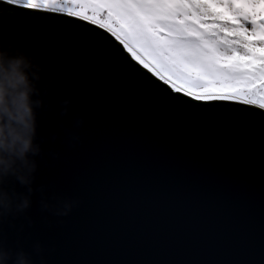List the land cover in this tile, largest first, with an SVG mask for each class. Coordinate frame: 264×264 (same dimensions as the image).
Wrapping results in <instances>:
<instances>
[{
    "label": "water",
    "instance_id": "obj_1",
    "mask_svg": "<svg viewBox=\"0 0 264 264\" xmlns=\"http://www.w3.org/2000/svg\"><path fill=\"white\" fill-rule=\"evenodd\" d=\"M4 23L0 48L28 51L31 40L42 83H60L51 107L36 110L31 184H0L12 200L0 247L32 264H264L258 105L177 91L78 17L0 0ZM63 99L74 101L66 116ZM25 196L31 206L19 212ZM65 203L71 211L57 215Z\"/></svg>",
    "mask_w": 264,
    "mask_h": 264
},
{
    "label": "snow or ice",
    "instance_id": "obj_2",
    "mask_svg": "<svg viewBox=\"0 0 264 264\" xmlns=\"http://www.w3.org/2000/svg\"><path fill=\"white\" fill-rule=\"evenodd\" d=\"M6 5L31 12L42 10L64 15L55 5L86 6L68 14L83 19L88 15L102 18L107 15L119 33H123L126 50L135 53L134 59L143 67L164 64L184 78L188 94L205 101H236L244 104L260 101L264 111V0H8ZM200 5L198 9L159 7L160 5ZM218 4L236 5L218 8ZM261 5L259 8L250 5ZM191 14V24L187 15ZM201 16L222 24H204ZM252 23L251 31L240 21ZM92 23H96L94 19ZM113 32V28L108 29ZM224 38H219V33ZM115 34V33H114ZM205 36H217L209 41ZM192 38V39H189ZM198 43L192 42V40ZM221 46H239L244 54L222 53ZM209 73H212L210 76ZM171 80V76L169 77ZM198 89V91H193Z\"/></svg>",
    "mask_w": 264,
    "mask_h": 264
},
{
    "label": "clouds",
    "instance_id": "obj_3",
    "mask_svg": "<svg viewBox=\"0 0 264 264\" xmlns=\"http://www.w3.org/2000/svg\"><path fill=\"white\" fill-rule=\"evenodd\" d=\"M7 3L8 0H3ZM0 30L7 31L4 23ZM28 51L9 44L7 49L0 48V184L8 177L15 179L23 186L32 182L36 163L32 157L40 155V145L35 143L36 110L47 104L51 107L52 91L59 85L58 79L49 78L43 82L44 65L37 60L39 49H34L31 40L26 41ZM34 52L33 55H29ZM60 116H66L74 105L71 99L60 101ZM77 126L83 120H77ZM78 139V138H77ZM31 192V188L28 189ZM31 206L28 197L20 198L16 210L23 212ZM43 207L47 209L48 205ZM72 209L71 203H65L57 215L66 216ZM12 210V200L0 190V215ZM37 253L40 251L36 247ZM0 264H32L29 256L23 251L13 253L0 247Z\"/></svg>",
    "mask_w": 264,
    "mask_h": 264
},
{
    "label": "rangeland",
    "instance_id": "obj_4",
    "mask_svg": "<svg viewBox=\"0 0 264 264\" xmlns=\"http://www.w3.org/2000/svg\"><path fill=\"white\" fill-rule=\"evenodd\" d=\"M54 7L63 9L64 14H67L68 15L69 13L74 12V10H75L76 7L84 8L86 6H76V5H69V4H67L65 6L64 5H55ZM159 7L191 8V9L195 10V9H198V8H202L204 6L194 5L193 4V5H160ZM216 7H218V8H225V7H227L229 9H231V8L236 7V5H231V4H228V5L218 4V5H216ZM250 7L259 8V7H261V5H258V4H256V5H250ZM83 15H84V13L81 12V15L78 18L79 19H83ZM104 17H102L100 19V17L98 18V16L97 17H94L93 15H90V16L88 15V18L85 21L92 23V21L95 19L96 20V23H92V24H95V25L103 28L107 32H109L108 29L110 27L113 28V32H109V33H111L113 36H115L116 38H118L119 41L123 42V40L125 38L122 35V33H121L122 37L119 36L120 33L115 28V25L111 22V20L109 19V17H106L105 19H104ZM186 19H187V22L189 24H191V20H192L191 14H188L187 17H186ZM201 19L203 20L204 24H206V25H211L213 23H216V24H219L222 28H225V29H231L232 27H234L231 24H222L219 21H213L212 19H210L208 17H204V16H201ZM240 23H241V25L245 29H247L249 31H251L253 29V25L249 21H246V20H243L242 19L240 21ZM218 35H219V38H221V39L224 38V33L223 32H220ZM189 39H192V38H189ZM205 39H207L209 41H215V40H217V36H205ZM192 42L198 43V41H195L194 39L192 40ZM219 50L222 53L226 54V55H231L233 51L239 52L241 54H244V49L242 47H239V46H234L233 48H227V47L221 46ZM126 51H128L131 54V57H133L135 55V53L132 52V51H129V50H126ZM134 60H136L138 62L139 57L137 59H134ZM145 68H148L149 70H151L152 73H156L158 75V77H160L161 80H164L165 82H168L169 84H171L175 90H177V91H183V92L188 93V87H189V85H188L187 81L184 78H182V77L178 78V74H176L171 69L167 68L166 65H164V64L161 63V64H156L154 67H145ZM209 75L211 76L212 73H209ZM170 76H171V80H169V77ZM193 91L194 92L195 91H198V89H193ZM242 100H243V98H241L239 100H236V101L242 102ZM258 101L259 100H257L252 105H258L259 106Z\"/></svg>",
    "mask_w": 264,
    "mask_h": 264
},
{
    "label": "trees",
    "instance_id": "obj_5",
    "mask_svg": "<svg viewBox=\"0 0 264 264\" xmlns=\"http://www.w3.org/2000/svg\"><path fill=\"white\" fill-rule=\"evenodd\" d=\"M63 5L65 6V5H67V4H63ZM77 8H79V7H76L75 10H77ZM75 10H74V11H75ZM89 16H90V15H89ZM104 16H105V17H104ZM104 16H103L104 19H105L106 17H108L107 15H104ZM98 18H99V17H98ZM100 19H101V18H100ZM100 19H99V20H100ZM111 22H112V21H111ZM111 24H112V23H111ZM122 35H123V33H122ZM122 35H121V33L119 34V36H121V37H122ZM258 104L260 105V101H258Z\"/></svg>",
    "mask_w": 264,
    "mask_h": 264
}]
</instances>
